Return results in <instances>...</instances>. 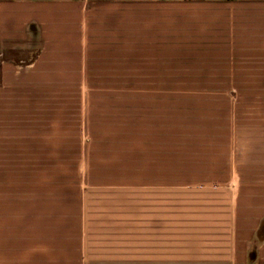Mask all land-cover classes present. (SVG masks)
Wrapping results in <instances>:
<instances>
[{
	"label": "crops",
	"instance_id": "crops-1",
	"mask_svg": "<svg viewBox=\"0 0 264 264\" xmlns=\"http://www.w3.org/2000/svg\"><path fill=\"white\" fill-rule=\"evenodd\" d=\"M179 87H264V0H0V264H178L180 192L220 210L185 264H264V115Z\"/></svg>",
	"mask_w": 264,
	"mask_h": 264
},
{
	"label": "rangeland",
	"instance_id": "rangeland-1",
	"mask_svg": "<svg viewBox=\"0 0 264 264\" xmlns=\"http://www.w3.org/2000/svg\"><path fill=\"white\" fill-rule=\"evenodd\" d=\"M179 65L186 64L179 63ZM188 65L192 64L189 63ZM178 92L179 118L182 111L193 112L192 116L196 115L197 109H186L187 106H205L206 110L209 105L215 103L209 102V96H226L227 102L230 100L232 104L240 105L236 110L241 111L243 116L256 119V116L260 118L264 115V87H179ZM204 96L207 98L203 100ZM69 106H73V104ZM207 115L206 112L203 117ZM184 117L188 118V114H184ZM156 197L159 200L157 202L158 209L161 206L162 252L167 253L164 258H168L170 253L178 254V264H185L186 258L184 257L187 251H201L202 244L195 241L196 237L200 233L207 234V226H210L207 224L212 222L217 214H220L219 203H217L218 196L210 193L187 194L180 192L161 194ZM176 216L179 223L175 225Z\"/></svg>",
	"mask_w": 264,
	"mask_h": 264
}]
</instances>
